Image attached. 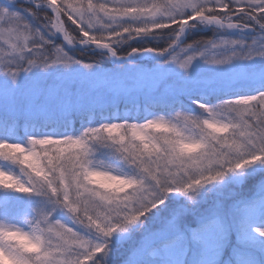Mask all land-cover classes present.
I'll return each mask as SVG.
<instances>
[{
	"label": "snow or ice",
	"instance_id": "obj_1",
	"mask_svg": "<svg viewBox=\"0 0 264 264\" xmlns=\"http://www.w3.org/2000/svg\"><path fill=\"white\" fill-rule=\"evenodd\" d=\"M198 24L211 27L215 38L181 46L186 30ZM229 30L256 35L250 41L219 35ZM77 32L79 37L73 35ZM48 35H59L69 47L106 49L117 60L123 57L112 45L122 39L170 36L166 46L133 47L127 55L153 54L160 58L159 69L174 65L191 87L173 96L191 94L197 84L191 69L197 60L215 68L224 85L249 78L248 69L259 63L261 70L250 75L264 84V0H0V121L27 125L58 117L71 123L83 111L72 96L42 103L46 93L41 82L25 78L57 66L94 68ZM193 103L201 115L175 111L171 118L154 115L143 123H101L79 136H31L26 146L0 141V160L19 165L23 174L21 178L0 168V212L15 210L13 193L43 198V206L32 208V219L25 221L29 230L0 224V264H98L133 241L147 220H159L168 209L164 232L149 233L127 264H144L142 254L150 241L163 237H169L163 244L168 264H183L182 221L195 213L205 186L225 194L226 177L245 184L259 171L254 180L264 191V90L218 103L197 95ZM102 142L137 169L138 176L97 166L91 145ZM58 211L69 215L71 223L56 219ZM261 212L264 196L243 206L246 221ZM187 236L205 249L200 264H217L219 250L233 240L219 217L192 228ZM235 240L241 246L237 250L245 251L235 264H258L247 249L264 251V227L242 223ZM109 264L122 262L112 259Z\"/></svg>",
	"mask_w": 264,
	"mask_h": 264
},
{
	"label": "trees",
	"instance_id": "obj_2",
	"mask_svg": "<svg viewBox=\"0 0 264 264\" xmlns=\"http://www.w3.org/2000/svg\"><path fill=\"white\" fill-rule=\"evenodd\" d=\"M131 22V21H125ZM200 25H197L199 28ZM96 31H102V29H97ZM223 33H219L222 36ZM230 39H245L251 40V38L256 35L252 32L249 34H233L226 33ZM79 37V33H73ZM149 37V36H148ZM144 38V37H143ZM138 38L136 40L122 39L118 43L113 44L112 47L117 49L122 57H126L127 52L133 47H153V46H166V41L172 37L167 35H161L159 37L153 36L147 39ZM201 38H215L213 37L212 29L210 30H191L187 35L184 42L185 44L192 43L194 40H199ZM61 43L60 39L56 40ZM191 51V50H190ZM76 59L82 60L84 63H93L97 66H111V58L107 53L94 51L93 49H84L77 52ZM148 62H143L140 64H147ZM264 90V84L256 80L251 83H237L232 86L216 87V86H206L195 88L191 91L190 95L183 96H173L169 95L165 100L155 98L151 100H145L140 103H119L118 105H110L102 108H83L82 112H78L72 119L71 123H66L60 118H52L47 121L30 122L27 125H13L6 124L0 121V141H6L9 143H21L25 146L27 141L31 136L40 135H51L54 137H59L63 135L79 136L87 127H99L101 123H122V122H135L143 123L145 120L152 118L154 115H164L168 118L174 114L175 111L189 112L194 115H201L198 105L193 103V99L197 95H207L211 103H218L220 99L231 98L238 94H255L257 90ZM202 102V101H201ZM104 143H95L91 145L93 155L92 159L97 163V166L103 165L108 166L113 171L114 174H125L129 176H138V170L132 166L127 165L122 161L118 155L114 153V148L105 147ZM0 168L9 171L17 176L23 178L20 166L14 164L11 161L0 160ZM259 171L252 173L249 177V181L245 184H241L239 187H234L235 189H241L238 194L232 196L235 201H241L239 206V214L237 218V230L242 223H247L250 227H263L264 226V212L257 214L255 218L250 221H246L243 213V206L247 203H251L261 196H264L263 192L257 191V186L255 184L254 177L259 175ZM233 183H230L229 187H233ZM209 188H206L208 190ZM205 190V191H206ZM12 196L15 198V210L8 213L0 212V224H4L9 228L19 227L24 230H29V226L25 222L26 220L32 219V208L42 207L43 202H40L36 196H29L23 193H13ZM3 197V190H0V198ZM221 197V193L215 190L212 195H207L203 197L202 202L198 205L195 213L190 216L191 219L199 217L203 209V204L213 206L214 199ZM207 200V201H205ZM162 218L167 217L165 211L161 212ZM147 222V221H146ZM200 223L195 222L194 227H198ZM233 240L227 249L221 247L217 256V264H235V258L237 261L242 259L245 255L243 249L238 242L235 240L236 234L231 231ZM192 246L187 248L185 254L183 255V264H200L201 259L205 255V249L203 245L195 242L191 243ZM251 252L258 261V264H264V251L260 249H247ZM236 253V254H235Z\"/></svg>",
	"mask_w": 264,
	"mask_h": 264
},
{
	"label": "rangeland",
	"instance_id": "obj_3",
	"mask_svg": "<svg viewBox=\"0 0 264 264\" xmlns=\"http://www.w3.org/2000/svg\"><path fill=\"white\" fill-rule=\"evenodd\" d=\"M131 22L140 23L141 21L138 20ZM210 29L211 27L200 25L199 28L195 27L189 29V33L191 30L197 31ZM221 33H223L222 36L226 37L228 36L226 33L230 32ZM149 37L147 36L143 39L148 40ZM48 38L57 42L56 40H58L60 36L48 35ZM184 42L181 46L184 45ZM61 44H63V42H61ZM63 46L70 55H73L76 58L79 50L71 52L64 44ZM90 48L93 47L86 46L84 49ZM176 51H179V48H177ZM186 54L187 53L184 55ZM131 57L133 59L138 58L139 54ZM143 62L148 63L140 64ZM159 62L160 60L153 58L150 60L131 61L119 64L116 62L115 58H111V66L107 67L94 65L92 70H88L85 69L82 64H74L68 68L57 66L47 72L34 71L31 74H25V78L30 80L33 77H36V79L41 82V89L46 93L42 103H52L58 98L72 96L77 99L78 103H80L83 108H102L110 105H118L121 102L140 103L142 101L155 98L165 100L167 96L174 95L181 88L186 86L191 87V81H186L182 73L175 70L174 65L168 66L170 69H159ZM236 63L241 64L243 62ZM261 67L262 66L257 63L255 68L248 69L249 78L240 79L225 86H232L240 82L251 83L256 81L251 78L250 74L254 71H260ZM191 75L192 78L197 81L196 86L192 87V90L203 86L206 87L208 85L216 87H222L224 85L218 80L216 69L212 66L206 65L203 60H197L194 63L191 69ZM223 183L226 186L225 194H221L220 198L214 199L215 205L209 206L207 204H203V209L199 214V217L193 220L190 216H188L182 221L186 234L185 239L181 244L184 249V254L187 248L192 246L191 243H195V241L188 238L187 233L194 228L195 222L197 221L202 224L206 221L219 217V219L226 226H228L230 231H234V233L237 234L238 230L236 228V221L239 214V206L243 200L235 201V195H239L238 193L242 190L235 189L234 187L236 186L237 188V186L239 187L241 184L235 183L233 177H226ZM230 183H233L234 186L229 187ZM206 188L212 190L209 191V189L206 190ZM214 192L215 186H205V188L201 190V195L197 198L195 208H197L200 202H202L203 197L206 196V194L212 195ZM258 192L263 191L260 188H257L256 193ZM232 196H235V198ZM36 198L40 202H43V198ZM170 212L171 209H168L165 211V214L168 216ZM54 215L56 219H60L64 223H71L70 216L64 212L58 211ZM164 218H162V215L160 214L159 220H147L145 227L142 230H137L133 241L122 244L116 251L115 256L110 254L108 258L101 257L98 264H109L112 259H117L121 261L122 264H127L129 255L134 253L138 245H143L144 238L148 236L149 233L164 232ZM90 238L95 239L94 235ZM165 238L169 237L156 238L150 241L148 249L144 252V254H142L144 264H168V255L164 252L163 248ZM180 259L182 260L183 256H180Z\"/></svg>",
	"mask_w": 264,
	"mask_h": 264
},
{
	"label": "water",
	"instance_id": "obj_4",
	"mask_svg": "<svg viewBox=\"0 0 264 264\" xmlns=\"http://www.w3.org/2000/svg\"><path fill=\"white\" fill-rule=\"evenodd\" d=\"M234 31H238V30H234ZM62 39V37H60ZM184 39V37H182V40ZM67 46V45H66ZM69 49H76V48H81V47H85L84 45H74L73 47H69L67 46ZM99 50H105L107 51L106 49H99ZM153 57H156L155 55L153 54H148V53H143L141 54L137 59H131L130 57L126 58V59H121V60H117L118 63H123V62H126V61H131V60H141V59H148V58H153ZM158 58V57H156Z\"/></svg>",
	"mask_w": 264,
	"mask_h": 264
}]
</instances>
